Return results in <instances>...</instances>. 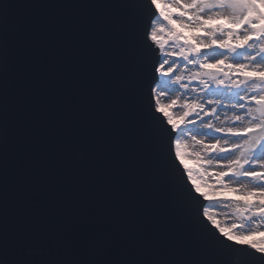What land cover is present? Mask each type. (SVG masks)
Instances as JSON below:
<instances>
[{"label":"snow or ice","instance_id":"6c2138e0","mask_svg":"<svg viewBox=\"0 0 264 264\" xmlns=\"http://www.w3.org/2000/svg\"><path fill=\"white\" fill-rule=\"evenodd\" d=\"M262 231L264 0H0V264H264Z\"/></svg>","mask_w":264,"mask_h":264},{"label":"rangeland","instance_id":"374dc122","mask_svg":"<svg viewBox=\"0 0 264 264\" xmlns=\"http://www.w3.org/2000/svg\"><path fill=\"white\" fill-rule=\"evenodd\" d=\"M185 35H188V33L185 31V33H184ZM185 151V149H183L182 148V153ZM189 151H190V149H189ZM183 162H184V164L185 165H187V167H189V168H192V169H195V168H197V165H196V163H195V160L194 159H190V158H187V157H183ZM194 180H195V182L196 183H200V181L198 180V179H196V176H195V172H194ZM202 191H204V192H206V193H208V197H209V199H211L212 197H213V192H212V190L210 189V188H208V187H203L202 186ZM216 193H218V192H216ZM240 199H242L241 197H240ZM228 210V211H227ZM227 212L225 213V214H222L223 215V217L226 215L227 216V218L231 221V220H233V219H235V217L234 216H232L231 215V213H232V209L231 208H227ZM238 239H243V240H245V241H261V240H264V231H262V232H260V233H257V235H254V236H247V237H238Z\"/></svg>","mask_w":264,"mask_h":264},{"label":"bare ground","instance_id":"6f19581e","mask_svg":"<svg viewBox=\"0 0 264 264\" xmlns=\"http://www.w3.org/2000/svg\"><path fill=\"white\" fill-rule=\"evenodd\" d=\"M212 192H213V191H212ZM212 194H213V197H214V196H217V195H223V196L230 197V198L233 199V200L240 199V197L237 196L236 194H233V193H231V192H227V191L218 192V193L213 192ZM226 210H227V209H226ZM227 211H228V210H227ZM227 211H226V212H227ZM210 212H211V214H212L214 217L217 215L216 211L213 210V209H210ZM226 215H227V214H226ZM226 215H225L224 217H223V215L220 216V220H221V222H223L225 219H228ZM228 220H229V219H228ZM229 221H230V220H229ZM258 233H260V232H258Z\"/></svg>","mask_w":264,"mask_h":264},{"label":"water","instance_id":"95a60500","mask_svg":"<svg viewBox=\"0 0 264 264\" xmlns=\"http://www.w3.org/2000/svg\"><path fill=\"white\" fill-rule=\"evenodd\" d=\"M184 163V162H183Z\"/></svg>","mask_w":264,"mask_h":264}]
</instances>
